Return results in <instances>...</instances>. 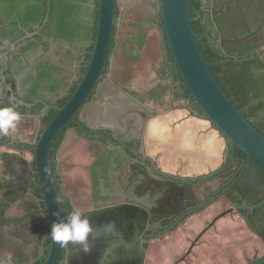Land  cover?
Here are the masks:
<instances>
[{
	"label": "flooded vegetation",
	"instance_id": "af4514ba",
	"mask_svg": "<svg viewBox=\"0 0 264 264\" xmlns=\"http://www.w3.org/2000/svg\"><path fill=\"white\" fill-rule=\"evenodd\" d=\"M97 1L0 0V107L12 106L21 117L39 121L76 87L93 47ZM189 10L199 43L214 59L209 63L225 64L221 74L241 88V111L264 133V0H189ZM187 90L168 46L158 2L138 0L127 7L117 2L101 76L76 115L83 128L69 122L52 159L58 194L63 188L57 154L72 131L90 157L86 189L92 206L127 201L146 211L143 264H264V210L236 208L252 205L264 191V179L250 166V158L221 137V157L212 155L216 165L206 173L187 175L163 168L145 144L149 120L160 123L181 105L189 116L208 121L200 110L193 115L198 106ZM36 104L42 105L38 113ZM133 113L136 117L130 119ZM3 136L0 141L34 143ZM11 160L18 172L8 177L0 162V245L10 248L11 264H31L39 257L24 260L17 243L43 228V222H35L36 210L43 208L34 174L29 178L32 154L22 167ZM217 202L224 206L197 229L192 220ZM230 208L232 212L215 219ZM63 210L65 217L69 211ZM232 213L239 222L221 220ZM236 228L245 235H237ZM70 255L64 249L61 264Z\"/></svg>",
	"mask_w": 264,
	"mask_h": 264
},
{
	"label": "water",
	"instance_id": "95a60500",
	"mask_svg": "<svg viewBox=\"0 0 264 264\" xmlns=\"http://www.w3.org/2000/svg\"><path fill=\"white\" fill-rule=\"evenodd\" d=\"M137 1L98 0L93 47L85 71L75 89L63 105L54 106L55 114L40 132V121L33 117H21L16 128L10 130V136H20L22 140L32 141L33 144L17 145L12 141H0V162L5 166L3 173L5 177L14 175L15 169L18 172L11 159L16 160L18 167H22L32 154L34 169L29 171V178L34 174L35 185L38 188L37 195L43 205V210L39 208L35 212V222H43L44 229H35L30 236L23 235L17 243L24 260L40 256L42 242L49 229L48 251L40 264H61L64 249L72 254L66 258L65 264H143L144 262L146 243L142 242L141 235L146 228L147 213L140 206L127 201L82 212L89 217L95 229L90 240L89 252H84L73 245L61 247L51 236L53 223L64 218L65 214L57 191L58 184L50 168L52 144L69 122H75L83 128L76 115L101 76L111 43L115 4L120 2L122 7H127ZM155 1L159 4L162 27L175 65L185 87L198 105L193 115H197L200 110L210 124L204 119L189 116L183 108L184 105H181L176 112L159 117L160 123L149 120L151 122L148 123L145 133L148 150L156 155L163 168L187 175L201 174L216 165L213 154H218L217 158L220 159L223 146L221 137H224L231 148L237 146L247 159L253 157L264 167V134L258 131L236 107L232 97L226 94L210 70V63L204 59L199 48L198 36L192 27L189 0ZM67 67L72 68L70 64ZM17 103L30 106L24 101ZM47 109L45 105L44 110ZM134 117L136 114L133 113L129 118ZM83 144L84 142L78 140L74 132L69 131L57 154L63 188L61 194L69 208L80 211L99 206H92L86 189L90 157ZM263 204L264 197L255 204L239 205L236 208L252 210ZM223 206L224 203L217 202L192 220L197 224V229L202 226L204 220L216 215ZM232 211L233 209L230 208L215 219ZM221 220L239 222L240 218L232 213ZM235 233L245 235L242 228H236ZM179 236L182 234H177L175 237ZM26 252L28 255L25 254ZM9 255H12L10 248L0 245V262H7Z\"/></svg>",
	"mask_w": 264,
	"mask_h": 264
},
{
	"label": "trees",
	"instance_id": "16d2710c",
	"mask_svg": "<svg viewBox=\"0 0 264 264\" xmlns=\"http://www.w3.org/2000/svg\"><path fill=\"white\" fill-rule=\"evenodd\" d=\"M98 3V1H97ZM98 13V12H97ZM95 36V30H94V34L92 36V38H94ZM199 43V41H198ZM92 47V45L90 46V48ZM206 47V46H205ZM199 48H200V51L204 57V59L207 61V62H210V61H213L214 59L211 57V53L209 52V49L206 47H202V45L199 43ZM89 55V54H88ZM225 65V64H210V70L212 71V73L214 74V76L216 77L217 81L220 83L221 87L224 89V91L226 92V94L230 97H232V100L234 102V104L236 105L237 108H239L241 110V106L244 105L245 101L243 100L242 98V95H241V88L239 87V85L237 84V81L236 80H232V79H228L226 76L222 75L221 73H223V70H222V66ZM85 70V68H82L81 69V72H83ZM57 87H51L52 90H55ZM75 88V85H73L70 90L68 91V93L63 96L62 98H60L58 100V106H61L63 105V103L67 100V98L70 96L71 92L73 91V89ZM187 92L189 93V97L193 100L192 96L190 95V92L189 90H187ZM28 102V101H27ZM29 103V102H28ZM197 105V104H196ZM198 106V105H197ZM42 107L41 104H36V106L34 107V112L35 113H38L40 108ZM18 111V110H16ZM56 110L55 109H51L46 115L42 116L40 118V130L39 132L43 129V127L48 123V121L51 119V117L55 114ZM201 113V112H200ZM243 115L248 119V115L246 113H244L242 111ZM201 115H203L201 113ZM75 124L74 123H70L68 126H74ZM255 126V125H254ZM255 128L259 130V128L257 126H255ZM64 131L65 129H63L59 134L58 136L55 138V141L53 142L52 144V150L50 151V158L51 159H54L55 158V154H56V151L64 137ZM38 132V134H39ZM261 132V131H260ZM263 133V132H261ZM38 134H37V137H38ZM264 134V133H263ZM36 137V139H37ZM4 138L1 137V139ZM239 154H241V156H245V154L236 146ZM255 165L259 170V172L261 173V176L262 178L264 179V167L257 161L255 160L253 157H250V166H253ZM50 168H51V173L54 177V180H58V174L56 172V161L52 160L51 163H50ZM3 187V184H2V181H1V177H0V189H2ZM34 188L35 190L38 191V188L37 186L34 184ZM59 190V189H58ZM39 197V195H37ZM60 197V202H61V206L62 208H67L68 211L70 212L72 210V208H69L68 205H67V202L66 200L64 199V197L62 196V194L59 195ZM264 197V191H262L261 195L255 199L254 201H251L249 204H255L257 202H259L260 200H262ZM42 205V203H41ZM42 208H43V205H42ZM256 210H264V204L257 207V208H254ZM49 238H50V232H49V229H47V233H46V237H45V240L42 242V251H41V254L38 258V260H36L35 262L31 263V264H40L43 259H44V256L47 254V251H48V245H49ZM1 264V263H0Z\"/></svg>",
	"mask_w": 264,
	"mask_h": 264
},
{
	"label": "clouds",
	"instance_id": "9594fccd",
	"mask_svg": "<svg viewBox=\"0 0 264 264\" xmlns=\"http://www.w3.org/2000/svg\"><path fill=\"white\" fill-rule=\"evenodd\" d=\"M20 119V113L14 107H0V134L9 136L10 130L16 128ZM94 233L95 229L89 217L76 208L58 222L53 223L51 227V236L59 246L73 245L84 252L91 251L90 240ZM8 261L11 264V255L8 256Z\"/></svg>",
	"mask_w": 264,
	"mask_h": 264
},
{
	"label": "crops",
	"instance_id": "0c3cea01",
	"mask_svg": "<svg viewBox=\"0 0 264 264\" xmlns=\"http://www.w3.org/2000/svg\"><path fill=\"white\" fill-rule=\"evenodd\" d=\"M96 207H98V206H96ZM92 208H94V207H91V208H88V209L82 210L81 212H84V211H86V210H90V209H92Z\"/></svg>",
	"mask_w": 264,
	"mask_h": 264
},
{
	"label": "rangeland",
	"instance_id": "374dc122",
	"mask_svg": "<svg viewBox=\"0 0 264 264\" xmlns=\"http://www.w3.org/2000/svg\"><path fill=\"white\" fill-rule=\"evenodd\" d=\"M0 170H2V165H1V163H0Z\"/></svg>",
	"mask_w": 264,
	"mask_h": 264
}]
</instances>
